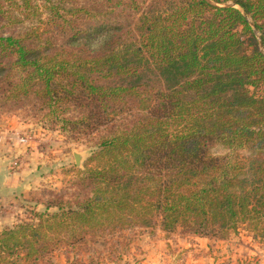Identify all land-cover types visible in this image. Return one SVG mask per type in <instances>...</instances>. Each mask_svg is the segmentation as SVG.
<instances>
[{
  "label": "trees",
  "instance_id": "obj_1",
  "mask_svg": "<svg viewBox=\"0 0 264 264\" xmlns=\"http://www.w3.org/2000/svg\"><path fill=\"white\" fill-rule=\"evenodd\" d=\"M0 23V101L99 136L67 191L0 230V264L96 233L264 231V0H0Z\"/></svg>",
  "mask_w": 264,
  "mask_h": 264
},
{
  "label": "rangeland",
  "instance_id": "obj_2",
  "mask_svg": "<svg viewBox=\"0 0 264 264\" xmlns=\"http://www.w3.org/2000/svg\"><path fill=\"white\" fill-rule=\"evenodd\" d=\"M33 1L42 4V0ZM30 23L28 20L24 24ZM12 135L32 145L24 153H16L11 161L10 174L18 189L15 196L0 198V230L31 219L33 211L44 212L52 194L67 191L75 170H84L98 150V135L71 137L59 124L35 114L31 106L0 101V138L6 140ZM51 263L264 264V231L245 223L224 238L198 236L182 229L165 232L159 226L89 234L81 247L55 252Z\"/></svg>",
  "mask_w": 264,
  "mask_h": 264
},
{
  "label": "crops",
  "instance_id": "obj_3",
  "mask_svg": "<svg viewBox=\"0 0 264 264\" xmlns=\"http://www.w3.org/2000/svg\"><path fill=\"white\" fill-rule=\"evenodd\" d=\"M10 136H7L9 138L6 140L5 138H0V198L3 197L4 199L8 197L7 195L17 194L18 185L13 183L15 179L10 174L12 159L15 158L16 153H24L27 147L32 145L23 144L21 141L14 139L15 136L12 135L13 138Z\"/></svg>",
  "mask_w": 264,
  "mask_h": 264
},
{
  "label": "built area",
  "instance_id": "obj_4",
  "mask_svg": "<svg viewBox=\"0 0 264 264\" xmlns=\"http://www.w3.org/2000/svg\"><path fill=\"white\" fill-rule=\"evenodd\" d=\"M14 165H15V166H18V162H15Z\"/></svg>",
  "mask_w": 264,
  "mask_h": 264
},
{
  "label": "water",
  "instance_id": "obj_5",
  "mask_svg": "<svg viewBox=\"0 0 264 264\" xmlns=\"http://www.w3.org/2000/svg\"><path fill=\"white\" fill-rule=\"evenodd\" d=\"M77 160H78V162L80 161V157L79 156L77 157Z\"/></svg>",
  "mask_w": 264,
  "mask_h": 264
}]
</instances>
